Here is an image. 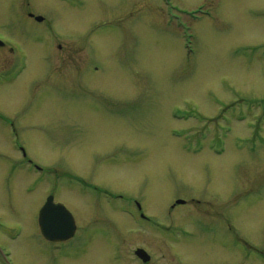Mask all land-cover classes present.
<instances>
[{
  "label": "rangeland",
  "instance_id": "1",
  "mask_svg": "<svg viewBox=\"0 0 264 264\" xmlns=\"http://www.w3.org/2000/svg\"><path fill=\"white\" fill-rule=\"evenodd\" d=\"M0 11V35L23 44L4 56H28L20 83L0 88L17 128L0 119V197L18 193L0 216L24 222L20 242L33 244L54 194L77 223L60 249L44 242L45 259L17 250L18 261L143 264L142 247L146 264H264V0H4ZM17 145L43 172L12 169ZM137 202L158 228L136 221Z\"/></svg>",
  "mask_w": 264,
  "mask_h": 264
},
{
  "label": "flooded vegetation",
  "instance_id": "2",
  "mask_svg": "<svg viewBox=\"0 0 264 264\" xmlns=\"http://www.w3.org/2000/svg\"><path fill=\"white\" fill-rule=\"evenodd\" d=\"M1 1L4 2V0H0V3H1ZM7 5H8V9H6V11L10 12L11 11V4L9 3ZM20 8L21 7L19 6L17 13H15L14 15H16V14L18 16L21 15V11H19ZM0 13H1V11H0ZM23 13H24V11H23ZM2 15H4L3 12H2ZM37 17H42V16H38V15L36 16V15H33L30 12V10L27 11V18H28L27 21L33 20V22L36 24H42L44 21V17L42 18V20H39V21H38ZM16 30H18V29L15 28V31ZM6 31H8V30L6 29ZM21 31H22L23 35L21 33H19L18 31H16V34H20L21 37H23V36L29 37V33H28L29 30L28 29H26V30L21 29ZM8 32H11V31H8ZM16 34H15V36H16ZM0 40L4 42V43H0V85H2V86H0V88H2V87L7 88L8 86H11V85L13 86L15 83H20V77L22 76L23 72L26 71V69L28 67V56L21 53L22 57L19 56L16 61H14L13 58L12 59L6 58L4 56V54L6 53V50H5L6 47L9 48L7 53L11 54V53H13L12 50H14V49H18V50L22 49V51H23V44H21V40L19 41V39H18V40L12 41V40L8 39L7 37H5V35H3V34L0 35ZM24 110H22V112H24ZM23 114H22V116L24 118L25 114L24 115ZM7 117L8 116L5 115L0 110V119L2 120V122L7 127H10L9 129L11 130V132L15 134V131L17 128H16V125L14 122L16 120L11 118V117L8 119ZM17 147H19V149L22 153V155H21L22 157H20L17 162L13 163L12 169L19 168V167H25V166L29 167L31 164H33L34 167H37L38 169H40L37 165H35L33 163V161L30 158H28L26 156V154L24 153V147L23 146L17 145ZM41 170H43V168H41ZM13 173L18 174L19 172H15V171L10 172L9 171V175L10 174L13 175ZM11 181H13V180L10 177L9 183H11ZM9 186H13V184L12 185L10 184ZM33 190H34V188L32 189L31 183H29L26 186L25 194H30L31 191H33ZM9 191H10V193H9ZM4 193H5V195L0 197V203H3V204L7 203L6 199H8V195H11V197L9 199V201L11 202L10 204L14 203L13 199L18 198L17 189H15L14 187L8 188V190H6ZM46 200H47V197H45V199H44V204L46 203ZM185 203H186V201L184 200V202L181 205H185ZM43 205H42V207H43ZM23 206L24 205H22V209H21V207L18 208V210L22 211V216H21V212L17 213V215H19L22 218L24 215H26L25 213L28 214L30 211L29 208L25 209V207H23ZM174 206L175 205H173V207ZM41 208L39 206L38 207L39 211H37L35 213L37 231L39 234L36 233V241L33 244H31V242H27V244H23L22 242H20L21 238L25 235V233H27L26 231L28 228V227L26 228L24 226L23 221H21L23 223L17 222L15 224L6 223L8 220L5 218L6 216L5 215L0 216V240H2V238H3V242H5V243H3L0 241V264H22L20 261H18L16 259L17 250L19 252L24 251V253H30L32 251L33 254H32V252H31V254H32V256L34 255L33 259L36 262H40L35 257L36 253L38 254V256H41L40 258L38 257L39 260L45 259V257H43V256L45 255L44 249H45L46 243H44V242H49V243H53V242L48 241L42 234V231L40 228V222H39ZM0 214L2 215V213H0ZM19 216H16V218H18ZM8 221H10V220H8ZM4 240H7L8 242L4 241ZM50 246H51V244H50Z\"/></svg>",
  "mask_w": 264,
  "mask_h": 264
},
{
  "label": "water",
  "instance_id": "3",
  "mask_svg": "<svg viewBox=\"0 0 264 264\" xmlns=\"http://www.w3.org/2000/svg\"><path fill=\"white\" fill-rule=\"evenodd\" d=\"M40 225L44 235L51 240H67L71 238L76 225L74 217L63 204H54L53 196L47 200L45 207L41 210ZM145 254V251L138 250L137 254ZM144 260H148L144 258Z\"/></svg>",
  "mask_w": 264,
  "mask_h": 264
},
{
  "label": "bare ground",
  "instance_id": "4",
  "mask_svg": "<svg viewBox=\"0 0 264 264\" xmlns=\"http://www.w3.org/2000/svg\"><path fill=\"white\" fill-rule=\"evenodd\" d=\"M24 73V72H23Z\"/></svg>",
  "mask_w": 264,
  "mask_h": 264
}]
</instances>
